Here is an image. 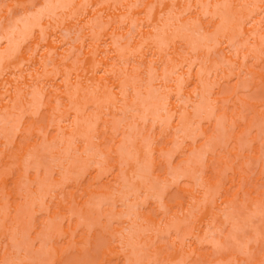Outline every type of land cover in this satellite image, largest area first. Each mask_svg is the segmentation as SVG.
<instances>
[{"label":"rangeland","instance_id":"obj_1","mask_svg":"<svg viewBox=\"0 0 264 264\" xmlns=\"http://www.w3.org/2000/svg\"><path fill=\"white\" fill-rule=\"evenodd\" d=\"M0 264H264V0H0Z\"/></svg>","mask_w":264,"mask_h":264}]
</instances>
